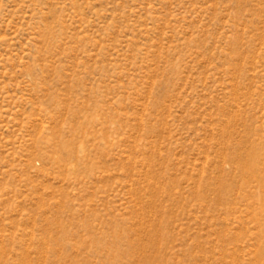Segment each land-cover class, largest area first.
<instances>
[{
    "label": "rangeland",
    "instance_id": "rangeland-1",
    "mask_svg": "<svg viewBox=\"0 0 264 264\" xmlns=\"http://www.w3.org/2000/svg\"><path fill=\"white\" fill-rule=\"evenodd\" d=\"M0 264H264V0H0Z\"/></svg>",
    "mask_w": 264,
    "mask_h": 264
}]
</instances>
